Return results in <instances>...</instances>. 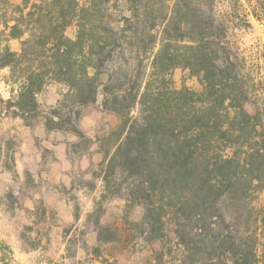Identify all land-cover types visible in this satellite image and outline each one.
Segmentation results:
<instances>
[{
	"label": "trees",
	"instance_id": "1",
	"mask_svg": "<svg viewBox=\"0 0 264 264\" xmlns=\"http://www.w3.org/2000/svg\"><path fill=\"white\" fill-rule=\"evenodd\" d=\"M111 3L122 6L118 21L110 18ZM213 8V1L200 0H0V71L8 72L12 116L37 114L43 88L62 85L64 102L49 113L51 124L83 140L72 111L101 96L102 110L119 119L104 146L103 190L119 193L123 184L115 181L124 177L133 203L153 205L156 193L170 191L167 200L175 197L182 213L194 193L193 209L203 216L227 195L239 207L250 195L264 196V129L244 109L248 81L227 20ZM72 25L74 39L65 35ZM176 68L197 77L201 90H174ZM218 218L222 230L210 224L206 238L176 235L190 251L217 253L222 264H264L256 238L258 230L264 237V200L251 230L245 223L249 244Z\"/></svg>",
	"mask_w": 264,
	"mask_h": 264
},
{
	"label": "rangeland",
	"instance_id": "2",
	"mask_svg": "<svg viewBox=\"0 0 264 264\" xmlns=\"http://www.w3.org/2000/svg\"><path fill=\"white\" fill-rule=\"evenodd\" d=\"M200 1H213L212 12L227 20L229 41L241 74L248 81L249 101L244 109L259 116L260 132L264 129V0ZM121 7L119 3L110 4L113 22L120 20ZM10 17L6 15V19ZM75 33L72 25L65 35L74 39ZM18 46L17 41L10 42L12 50H18ZM0 74L4 79L8 72L3 70ZM170 81L176 91L201 90L198 78L186 69H174ZM65 94L62 85L45 86L36 97L38 113L25 119L13 117L9 99H0V118L1 114L9 119L20 118L23 125L34 130L32 138H25L30 144L26 149L27 161L16 163L19 141H24V137L18 138L10 132L8 123L0 121V225L3 223L0 231L10 237L12 227L16 248L36 251V264H222L224 259H218L217 253L190 251L176 235L185 231L190 239L206 238L210 234L206 227L210 224L215 223L222 230L220 214L232 236L251 242V235L244 230L245 223L250 230L254 226L251 220L263 204L262 193L250 195L242 207L232 194L227 195L201 216L200 211L193 209L194 193L186 195L180 213L175 197L172 203L167 200L170 194L174 195L170 191L164 195L156 193L149 200L153 205L144 201L133 203L127 196L124 177L115 181L123 184L119 193L104 191L101 181L104 146L119 119L102 110L98 96L94 104L72 111V126L85 139L80 140L73 131H60L51 124L55 119L49 113L64 102ZM36 125H42L45 133L35 135ZM17 170L23 171L24 176L19 177ZM208 213L214 217H207ZM256 238L258 258L264 261V237L260 230ZM0 264H13L12 244L7 241L0 242Z\"/></svg>",
	"mask_w": 264,
	"mask_h": 264
},
{
	"label": "crops",
	"instance_id": "3",
	"mask_svg": "<svg viewBox=\"0 0 264 264\" xmlns=\"http://www.w3.org/2000/svg\"><path fill=\"white\" fill-rule=\"evenodd\" d=\"M2 72L3 70L0 71V73ZM10 97H11V94H10V90H8V85L5 83L4 79L0 76V99L6 101L10 99ZM0 121L2 122L4 121L8 123L6 125L7 127H10L9 128L10 132L15 133L18 138L24 137V141H19L20 150L17 153L18 158L16 159V163L18 162L20 164H23L28 159L26 149L30 145L27 143V139L25 138L27 137L32 138L31 133L33 132L34 134V130L28 126L23 125L22 122L20 121V118H12V119L10 118L9 119L8 117H5L4 114H1ZM35 129H36L35 135L37 136L45 133V130L42 125H36ZM16 168H19V166H16ZM16 173L19 175V177L24 176L23 171L17 170ZM24 207H27V204H24ZM0 226H3V223ZM11 229H12L11 231L12 234L10 237H8L7 235H4L2 231H0V242L7 241L9 244H12V263L13 264H36L35 259H36V255H38L37 252L36 251H22L16 248L17 238L15 236V230L12 227ZM39 264H43V263H39Z\"/></svg>",
	"mask_w": 264,
	"mask_h": 264
}]
</instances>
